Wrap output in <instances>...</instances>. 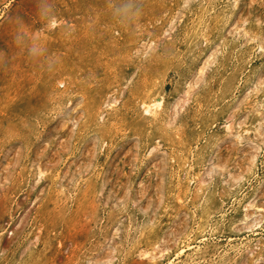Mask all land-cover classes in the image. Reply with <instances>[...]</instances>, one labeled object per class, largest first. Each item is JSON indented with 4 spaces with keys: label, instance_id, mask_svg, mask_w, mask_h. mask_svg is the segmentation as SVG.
I'll return each mask as SVG.
<instances>
[{
    "label": "rangeland",
    "instance_id": "374dc122",
    "mask_svg": "<svg viewBox=\"0 0 264 264\" xmlns=\"http://www.w3.org/2000/svg\"><path fill=\"white\" fill-rule=\"evenodd\" d=\"M0 264H264V0H0Z\"/></svg>",
    "mask_w": 264,
    "mask_h": 264
},
{
    "label": "bare ground",
    "instance_id": "6f19581e",
    "mask_svg": "<svg viewBox=\"0 0 264 264\" xmlns=\"http://www.w3.org/2000/svg\"><path fill=\"white\" fill-rule=\"evenodd\" d=\"M162 103H163L162 99L159 97H156L153 99L152 102L143 104V110L145 112L153 113L154 111H156L157 109H159L162 106Z\"/></svg>",
    "mask_w": 264,
    "mask_h": 264
}]
</instances>
